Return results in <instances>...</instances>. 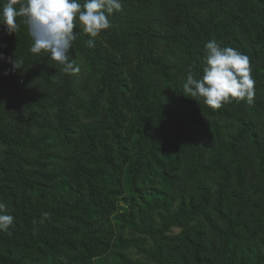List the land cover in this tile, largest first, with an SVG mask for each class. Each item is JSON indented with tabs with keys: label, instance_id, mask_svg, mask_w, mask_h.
Instances as JSON below:
<instances>
[{
	"label": "trees",
	"instance_id": "obj_1",
	"mask_svg": "<svg viewBox=\"0 0 264 264\" xmlns=\"http://www.w3.org/2000/svg\"><path fill=\"white\" fill-rule=\"evenodd\" d=\"M109 19L93 48L75 30L77 75L29 52L25 18L0 25V264H264V0ZM210 40L248 56L251 104L184 94Z\"/></svg>",
	"mask_w": 264,
	"mask_h": 264
},
{
	"label": "clouds",
	"instance_id": "obj_2",
	"mask_svg": "<svg viewBox=\"0 0 264 264\" xmlns=\"http://www.w3.org/2000/svg\"><path fill=\"white\" fill-rule=\"evenodd\" d=\"M0 25L11 35L17 33L18 17L25 18L28 34L32 38L29 52L49 55L65 73L77 75L80 67L70 54L80 31L90 39L88 48L95 47L96 38L111 27L109 17L122 10V0H0ZM78 29L77 33L75 30ZM202 75L197 77L191 68L186 72L182 88L186 96L203 100L211 109H219L233 100L251 104L254 98V80L248 56L232 47H222L216 40L204 45ZM0 59H5L0 54ZM13 68L21 61L7 58ZM47 218V213L42 214ZM14 216L0 202V232H8Z\"/></svg>",
	"mask_w": 264,
	"mask_h": 264
}]
</instances>
